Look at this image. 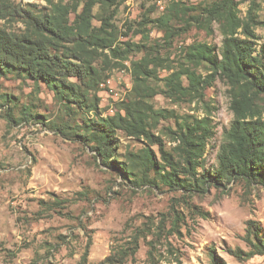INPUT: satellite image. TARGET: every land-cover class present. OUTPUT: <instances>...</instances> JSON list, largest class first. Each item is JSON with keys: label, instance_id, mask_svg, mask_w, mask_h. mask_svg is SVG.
I'll list each match as a JSON object with an SVG mask.
<instances>
[{"label": "rangeland", "instance_id": "obj_1", "mask_svg": "<svg viewBox=\"0 0 264 264\" xmlns=\"http://www.w3.org/2000/svg\"><path fill=\"white\" fill-rule=\"evenodd\" d=\"M10 1L46 5L45 0ZM175 1L197 6L210 0H125L114 22L135 41L150 31V40L160 44L161 55H170L175 61L183 47L194 41L220 49L224 34L217 21L209 28L195 22L184 30V22L176 19L171 23L180 29L171 44L165 43L163 30L156 25H141L145 18L155 19L167 12ZM235 2L240 17L250 22L248 29L257 36L260 48L264 43V0ZM0 26L14 31L24 28L22 21L9 18H0ZM247 31L241 28L240 34L246 36ZM125 35L121 39L129 38ZM126 65L114 70L110 82L101 85V108L106 115L114 113L132 87L129 62ZM167 75V70L160 71L154 85L166 89L162 78ZM183 81L187 84L188 78ZM230 89L226 79L217 77L201 100H176L165 92L152 99L156 108L173 110L180 121L206 115L212 118L216 132L207 146L205 169L217 167L220 145L234 118ZM3 95L12 101H3ZM11 103L16 120L7 118ZM25 106L30 108L23 109ZM23 111L38 115L21 118ZM72 117L45 83L0 72V264H109L104 260L108 256L116 259L115 252L128 245L132 236L133 241L137 237L133 255L111 264H213V251L220 264H264L263 252L250 254L256 250L246 236L249 220L259 221L264 228L263 188L241 179L195 193L154 183L134 186L115 168L104 165L81 138L58 130L64 121L75 125ZM176 128V118L170 117L161 119L154 131L168 150L176 145L171 132ZM119 137L118 153L146 146L143 138L122 132ZM55 199L65 202L56 204Z\"/></svg>", "mask_w": 264, "mask_h": 264}, {"label": "trees", "instance_id": "obj_2", "mask_svg": "<svg viewBox=\"0 0 264 264\" xmlns=\"http://www.w3.org/2000/svg\"><path fill=\"white\" fill-rule=\"evenodd\" d=\"M45 1L41 7L1 1L0 18L22 21L24 28L14 31L0 26V72L15 73L50 87L65 112L77 122H61L60 132L81 138L104 165L115 168L137 187L154 183L195 193L241 179L264 189V43L258 48L257 36L248 29L250 22L239 15L238 2L210 0L205 5L186 6L175 1L155 19L144 17L141 25L154 24L162 29L166 44H171L179 33L180 28L171 23L176 19L184 22V30L195 22L207 28L213 21L222 24L224 40L220 49L206 41H194L183 47L175 61L170 55H161L157 50L160 44L150 40V31H141L143 37L136 41L122 33L114 20L125 0ZM191 11L199 13L189 14ZM241 28L249 30L246 36L240 34ZM123 34L129 38L121 39ZM139 53L141 56L135 59ZM127 62L132 87L114 113L106 115L101 108V85ZM163 70L168 71L162 78L166 89L153 83ZM184 77L188 78L187 84ZM217 77L226 79L231 87L234 118L220 145L217 167L205 169L207 146L216 132L212 118L206 115L180 121L173 110L156 108L152 99L165 92L176 100H201ZM1 99L12 101L4 95ZM11 104L7 118L16 120ZM22 113L21 118L38 115ZM170 117L177 122V128L171 129L176 145L168 150L162 136L154 131L161 119ZM120 132L143 138L146 146L118 153ZM64 202L55 199L56 204ZM246 236L256 250L250 254L264 253V228L259 221L247 222ZM133 244L136 248L137 237L133 241L132 236L128 245L115 252L116 259L108 256L104 262L122 263L133 255ZM211 257L213 264H220L214 251Z\"/></svg>", "mask_w": 264, "mask_h": 264}, {"label": "built area", "instance_id": "obj_3", "mask_svg": "<svg viewBox=\"0 0 264 264\" xmlns=\"http://www.w3.org/2000/svg\"><path fill=\"white\" fill-rule=\"evenodd\" d=\"M108 82H110V80Z\"/></svg>", "mask_w": 264, "mask_h": 264}]
</instances>
